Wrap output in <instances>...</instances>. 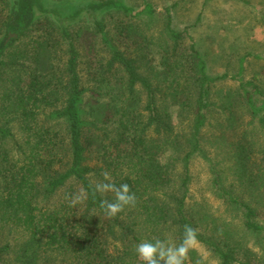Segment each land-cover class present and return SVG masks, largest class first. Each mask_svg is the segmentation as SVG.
Returning <instances> with one entry per match:
<instances>
[{
  "label": "trees",
  "instance_id": "obj_1",
  "mask_svg": "<svg viewBox=\"0 0 264 264\" xmlns=\"http://www.w3.org/2000/svg\"><path fill=\"white\" fill-rule=\"evenodd\" d=\"M178 6L0 0V264H142L137 243L178 244L185 225L219 264L242 252L264 264V142L249 134L264 130V66L246 78L242 56L235 73H212L191 24H176ZM230 79L238 85L221 86ZM211 118L230 134L213 135L226 160L204 148ZM198 155L236 222L190 204ZM104 172L137 198L111 218L100 202L112 194H93Z\"/></svg>",
  "mask_w": 264,
  "mask_h": 264
},
{
  "label": "rangeland",
  "instance_id": "obj_2",
  "mask_svg": "<svg viewBox=\"0 0 264 264\" xmlns=\"http://www.w3.org/2000/svg\"><path fill=\"white\" fill-rule=\"evenodd\" d=\"M178 1L179 6L174 13L175 22L180 27L191 24L192 35L206 56L212 73H235L239 68L241 57L244 56V74L246 78H252L256 75L262 77L261 69L264 66V0ZM129 2L137 5L141 0H129ZM153 2L161 8L165 4L172 3L173 0H153ZM200 13L202 14L201 20L197 21ZM86 58L83 57V60ZM81 74L83 81H86L83 70ZM237 85V80L230 79L221 86L236 87ZM261 86L264 88V81ZM250 129L249 134L252 138L264 142V130L262 128L256 125L255 127H249ZM216 132L221 134V140L230 135L217 119L211 118V123L205 130L204 148L213 159L219 160V158H222L226 160L230 155L223 152L220 147H215L220 142L213 136ZM16 136L20 137V134L17 132ZM222 162L226 164L225 169L229 170L227 164L230 160ZM209 167L208 161L200 155L191 161L190 204L203 205V208L213 216L218 217L219 221L228 219L236 222L238 213L229 211L224 200L209 187L211 177ZM210 226L212 227V224ZM211 227L204 229L199 226L198 230L204 231L209 236L211 234L212 237L214 232ZM24 235L23 231H12L9 232L8 238L12 241V245L16 247V241L22 240ZM199 242L196 260L198 259L201 264H219V255L204 242L200 240ZM251 242L247 238V248L255 251ZM9 258L12 259L13 257L10 256ZM239 258L241 262L236 264H247L245 262L248 259L244 252L239 254ZM248 258L253 264H260L253 256L248 255ZM188 264H196V261L189 256Z\"/></svg>",
  "mask_w": 264,
  "mask_h": 264
},
{
  "label": "clouds",
  "instance_id": "obj_3",
  "mask_svg": "<svg viewBox=\"0 0 264 264\" xmlns=\"http://www.w3.org/2000/svg\"><path fill=\"white\" fill-rule=\"evenodd\" d=\"M102 175L104 180L94 185L93 194L99 193L102 197L108 193L112 194V200L103 199L100 202V207L107 217H115L126 207L135 206L137 198L128 184L117 186L111 181L109 173L104 172ZM84 199H86L84 191L74 194L69 200V206L75 207ZM199 244L197 231L190 225H185L183 237L178 244L170 243L166 239H142L135 245L134 250L142 264H186L189 253L199 251Z\"/></svg>",
  "mask_w": 264,
  "mask_h": 264
}]
</instances>
